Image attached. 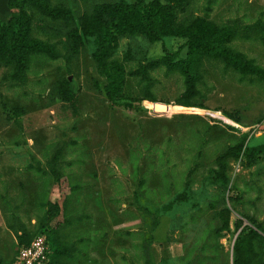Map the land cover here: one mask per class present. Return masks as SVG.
Instances as JSON below:
<instances>
[{"label":"rangeland","instance_id":"374dc122","mask_svg":"<svg viewBox=\"0 0 264 264\" xmlns=\"http://www.w3.org/2000/svg\"><path fill=\"white\" fill-rule=\"evenodd\" d=\"M118 1L51 0L76 20ZM206 6L192 0L177 23L188 26ZM25 11L31 37L54 44L63 58L32 57L20 81L11 66L0 65L1 263H14L22 228L29 242L49 227L56 244L51 264H233L239 218L262 229L255 264H264V134L246 141L262 150L255 165L230 161L227 185L215 165L243 135L216 113L255 124L264 115V82L206 61L199 89L210 113L169 112L183 79L166 76L163 67L148 76L140 69L184 41L151 44L134 36L120 40L111 60L124 85L110 98V80L92 58L94 38L29 6ZM208 18L235 27L230 47L264 69V0H216Z\"/></svg>","mask_w":264,"mask_h":264},{"label":"trees","instance_id":"16d2710c","mask_svg":"<svg viewBox=\"0 0 264 264\" xmlns=\"http://www.w3.org/2000/svg\"><path fill=\"white\" fill-rule=\"evenodd\" d=\"M191 1L120 0L116 3L94 6L76 20L70 9L54 7L51 0H10L8 4L10 10L5 15L0 14V55L2 56L0 65L11 66V76L20 81L28 70L32 57L43 56L52 61L63 58L54 44L31 37V19L25 11V7L29 6L46 19L73 28L76 34L80 28L85 36L94 38L96 49L92 58L110 80L111 89L107 90L110 98L120 95L124 85V75L110 71L111 60L119 48L120 40L134 36H142L151 44L162 43L168 38L184 41L181 49L177 51L164 49L160 59L151 61L140 69L144 76H148L151 69L160 67L165 69L166 76L180 75L183 79L184 91L175 101L176 106L207 110L205 106L207 97H203L199 89L203 80L202 69L206 61L220 62L225 70H235L242 76H255L264 82V69L230 47L237 38V29L232 26H219L209 20L208 14L216 0H207L205 16L196 17L188 26L177 23L178 14L184 13ZM9 37L12 45L11 50L7 51ZM183 51H185L184 56L181 55ZM149 82L151 84V81ZM148 88L147 86L145 94L151 103H155L156 99L150 95ZM149 105L156 106V104ZM225 114L235 122L241 123L231 114ZM249 136L250 134H243L237 144L215 159L216 177L222 185L228 183L227 172L230 161L242 158L248 166L257 163L262 150L246 146ZM41 182L45 184L47 181L44 178ZM226 214H229L228 210L223 211V215ZM235 228L239 234L233 246V264H255L259 257L256 243L263 239L262 229L246 226L244 220L239 218L235 222ZM52 230L45 227L34 236L46 234L53 252L56 244L52 239ZM27 236V231L22 228L17 235L19 247L31 242V239L25 242Z\"/></svg>","mask_w":264,"mask_h":264},{"label":"built area","instance_id":"2783aa9c","mask_svg":"<svg viewBox=\"0 0 264 264\" xmlns=\"http://www.w3.org/2000/svg\"><path fill=\"white\" fill-rule=\"evenodd\" d=\"M181 107V106H180ZM185 108V107H181ZM190 109V108H186ZM182 110V109H181ZM198 112L210 113L208 110L193 108ZM219 117L220 121L225 125L229 126L234 131H240L243 134L250 135H263L264 134V115L263 117L253 125L244 126L241 123H237L234 120L228 118L225 115ZM52 256V249L46 234H38L33 237L28 245H22L18 249L17 257L13 264H50Z\"/></svg>","mask_w":264,"mask_h":264},{"label":"water","instance_id":"95a60500","mask_svg":"<svg viewBox=\"0 0 264 264\" xmlns=\"http://www.w3.org/2000/svg\"><path fill=\"white\" fill-rule=\"evenodd\" d=\"M9 1L10 0H0V14L5 15L9 10Z\"/></svg>","mask_w":264,"mask_h":264},{"label":"bare ground","instance_id":"6f19581e","mask_svg":"<svg viewBox=\"0 0 264 264\" xmlns=\"http://www.w3.org/2000/svg\"><path fill=\"white\" fill-rule=\"evenodd\" d=\"M181 109H183V108H181L180 106H173L172 108H169L168 111L169 112H174V111H180ZM216 114L218 116H221L220 113H216Z\"/></svg>","mask_w":264,"mask_h":264}]
</instances>
